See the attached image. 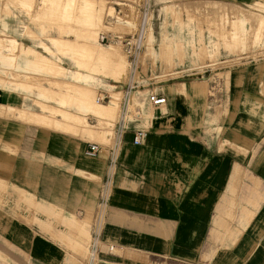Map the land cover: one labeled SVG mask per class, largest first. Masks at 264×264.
Wrapping results in <instances>:
<instances>
[{
  "label": "crops",
  "instance_id": "crops-1",
  "mask_svg": "<svg viewBox=\"0 0 264 264\" xmlns=\"http://www.w3.org/2000/svg\"><path fill=\"white\" fill-rule=\"evenodd\" d=\"M198 1L242 8L261 2ZM166 5L157 10L159 16L171 7ZM91 7L94 20L104 4L91 0ZM21 21L29 23V17L0 7V34L17 41L0 44V246L38 264H65L76 237L88 235L86 229L92 234L102 213L103 245L115 250L104 252L99 264H264V52L261 56L253 49L248 62L204 81L172 85L186 88L160 92L167 99L164 106L150 103L151 90L137 92L132 106H150L146 121L130 127L148 128L149 136L135 146L132 134H126L110 199L102 207L109 147L101 157L88 158L84 152L91 142L85 140L93 135L85 128L70 130L61 116L52 126L21 117L24 104L28 109L21 111L30 114L43 113L37 101L58 105L38 97L36 89L19 91L22 83H30L27 79L12 82L38 78L44 80L41 87L52 90V76L35 70L34 53L44 52L30 44ZM157 33L158 27V38ZM55 68L60 69L50 66V72ZM75 71L69 67V75ZM93 77L97 90H119L114 79ZM79 115L101 119L85 106Z\"/></svg>",
  "mask_w": 264,
  "mask_h": 264
},
{
  "label": "rangeland",
  "instance_id": "rangeland-1",
  "mask_svg": "<svg viewBox=\"0 0 264 264\" xmlns=\"http://www.w3.org/2000/svg\"><path fill=\"white\" fill-rule=\"evenodd\" d=\"M77 1L81 6V10L78 7L77 11L72 12L74 20L72 19L71 23L63 22L64 24L59 23L61 22L59 20H53L54 18L50 19L52 16L49 13L52 5L49 0H1L0 7L3 6L4 13L6 11H15L29 17V23L21 21V24H26L25 26L30 35L29 38L33 40L30 44H35L40 51L44 52L41 54L34 53L38 58V61L35 62V70L38 73L46 72L52 76L48 81V84L52 86V91L68 93L70 95L68 96L67 105L62 102L61 105L66 106L69 112L78 115L84 106L90 107L100 115V120L94 116H88V120L80 116L77 122L72 123V126L75 127L73 131H77L83 127L93 135V140L85 141L99 143L104 148H108L112 144L115 126L120 117L121 105L118 99H120L121 95H113L114 93L108 91L97 90L91 78L93 76L112 78L118 82L115 88L119 90L123 86H120L121 84L128 82V57L123 42L127 37L133 36L138 29L140 22L139 10L142 0H93L97 6L104 4V8H99L95 12V19L89 23V26H84L83 22L89 19L87 12L90 9H86V7H91V0H87V6L86 0ZM123 1L128 2L127 5L122 4ZM153 1L154 12L151 17L152 20L143 54L140 57V73L136 78L141 85L140 90H138L141 94L147 95L148 89L151 90L150 93L166 91V94L172 91H183L186 88V84L172 85L204 81V78L214 75L221 70L233 68L241 65L243 62H248L252 57L253 49L255 54L260 52L261 56L264 52V0L243 8L222 3L200 2L198 0H185L183 2L172 3L170 0L168 3L161 5L156 4V0ZM166 4L171 7L165 9L160 14V17L157 10L167 6ZM27 6L31 7V9ZM202 6L209 8V11L195 9ZM112 8H115L116 11ZM157 15L158 18H156ZM25 26L23 25V27ZM157 27L158 38L156 35ZM7 35L11 36L10 34ZM51 37H56V39ZM49 38L51 42L56 40V43L58 42L62 45V42L67 43L70 40L90 43L98 49H107L111 51L117 60L125 61L124 67L121 66V68L117 65L114 70L111 68L105 69L103 63L98 60L91 63L93 69L78 67L72 55L68 52L61 53L54 49V46L49 44ZM103 38L106 39L103 41ZM2 39L5 40L6 44L17 45V41L0 34V44L1 42L4 43ZM42 44L47 46L45 47ZM16 47L18 48L19 46ZM109 47L110 49H108ZM59 54L62 56H58ZM54 64L60 67L57 73L50 72L49 67L55 66ZM188 66H193V68L191 70L179 71V74L174 75L178 69ZM69 67L77 70L74 75H69ZM26 79L30 83H22L19 91L31 94L32 91L36 92L34 91L36 89L38 97H49L50 103L56 102L58 104L57 107H61L55 95L52 93L50 95L46 91L47 95L41 89L43 88L41 87V82L44 80L21 77L20 81L13 80L12 82L14 84L21 83L25 82ZM6 82L7 79L2 81L5 84ZM74 83H79L80 86H87L90 89L93 88V93L82 95L71 91L70 85ZM193 85L197 88L203 87L205 84ZM193 91L196 93L202 92L201 90ZM186 93H188V90ZM27 94L20 96L25 98ZM110 94L115 97V100H112L111 104H97L98 98H103L105 95L109 96ZM149 106L146 102L142 105L145 115L148 114ZM110 107H114L115 109L111 113H107L108 109L106 108ZM20 108L21 110L28 109L25 104ZM4 109V112H6L7 107ZM21 110V117L26 122H35L47 126L54 124L50 120L39 122L28 119L22 115L24 112H28ZM115 112L116 115L114 114ZM166 112L167 110H165ZM13 113H16V109H14ZM149 116L153 119L152 114ZM88 121L92 125L97 126V128H92L91 124H88ZM86 231H88V235H85V233L84 235L81 234V237H76V242L71 244L70 256L65 260V264L89 263L91 233L89 234V230L87 229ZM77 241H81V246L77 244ZM20 255L17 258L6 245L0 246V264H38L29 259L28 256L21 253Z\"/></svg>",
  "mask_w": 264,
  "mask_h": 264
},
{
  "label": "built area",
  "instance_id": "built-area-1",
  "mask_svg": "<svg viewBox=\"0 0 264 264\" xmlns=\"http://www.w3.org/2000/svg\"><path fill=\"white\" fill-rule=\"evenodd\" d=\"M153 0H142L140 6V23L133 36H129L124 40V44L128 57V82L123 84L120 92L122 93V105L118 122L115 126L114 139L109 147V164L105 175L104 184L101 193V206L107 205L112 188L114 186L116 170L118 167L119 158L122 152L123 142L126 134L131 133L133 144L141 146L148 139V128H131V122L143 124L146 121V116L140 106H132L131 99L133 94L140 90L141 85L137 81V73L140 72V57L143 52L147 38L148 24L154 12ZM104 40V39H103ZM99 102L106 103L110 101V96L105 95L98 99ZM150 103L155 106H164L167 103L166 97L160 92H153L149 95ZM103 146L99 143H88V147L84 154L86 157L96 159L102 156ZM102 213L98 222L92 231L91 249L88 264H99L100 257L104 252L113 253L115 250L113 245H103L102 236Z\"/></svg>",
  "mask_w": 264,
  "mask_h": 264
},
{
  "label": "bare ground",
  "instance_id": "bare-ground-1",
  "mask_svg": "<svg viewBox=\"0 0 264 264\" xmlns=\"http://www.w3.org/2000/svg\"><path fill=\"white\" fill-rule=\"evenodd\" d=\"M49 2L52 5V8H50V13H49L52 16L50 19L54 18L53 20H57V21L59 20V21H61L59 23H62V24H64L63 22L71 23L72 19H74V16H72V12L77 11V9L79 7L77 0H49ZM24 6H26V5H24ZM27 7H29V6H27ZM29 8L31 9V7H29ZM89 9L90 10H88V12H87V14L89 15L88 16L89 19L83 22L84 26H89V23H91L93 20L94 9H93V7H89ZM61 12H62V14H61ZM48 17H50V16H48ZM151 20H152V18L150 19L149 24H148L147 35L149 33V28H150L149 26H150ZM138 27H139V25H138ZM55 41L56 40H54V42L49 41L50 44L52 46H54L53 48L58 50L61 53L62 52L70 53L72 55V57L74 58V60L77 62L78 67H82V68L85 67V68L89 69L90 67H92L91 63L96 61V60L103 63L106 66V69L111 68L114 70V68L117 67V65H119V67H121V66L124 67L125 61L124 60H117L112 55L111 51H109L107 49H98L97 47H95V45L85 43V42H78V41L74 42V41L69 40V41H67V43L62 42L63 43V45H62L61 43H58V42L56 43ZM43 46H45V45H43ZM142 54L143 53H141V56H142ZM54 72L57 73L58 69L55 68ZM139 73L140 72L137 73V76ZM70 87H71L70 88L71 91L78 92L82 95H90L92 92V90L89 87L83 86V85L80 86L78 83L71 84ZM41 89L44 90L45 94L50 93V95H51V93H52L53 95H55L56 98H58V101L68 103V98H69L68 96H70V95H68V93L65 94L63 92H56V91L48 90L46 88H41ZM41 89H39V90H41ZM66 89H68V88H66ZM46 91H47V93H46ZM137 92L138 91H136L132 96L131 105H132L134 96L136 95ZM113 95H121V97H120V99H118V101H120V105H122V93L120 92V90H118ZM109 96H110V101H108L106 103H102V102L98 101V99H99L98 98L97 104H111L112 100H115V97H113L112 95H109ZM87 98H88V96H87ZM37 103H38V105L41 108L43 113L28 114V113L24 112V114H22V115L26 116L28 119H31V120H35V121H39V122H41L43 120H50L53 123H54V117L55 116H61L63 118L64 123L68 124L69 129H71V130L75 129V127L72 126V123L77 122L80 119V115L73 113V112H69V111L64 110V109H61L60 107L53 106L51 104L49 105V104L44 103L42 101H37ZM106 109H108L107 113H111L113 111V109H115V108L110 107V108H106ZM44 113H49V116L44 114ZM114 114L116 115V112ZM91 243H92V241H91ZM91 246L92 245L90 244L89 255H90Z\"/></svg>",
  "mask_w": 264,
  "mask_h": 264
}]
</instances>
